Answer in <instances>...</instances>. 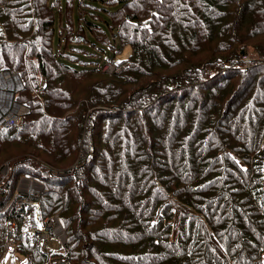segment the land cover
<instances>
[{
  "label": "trees",
  "instance_id": "trees-1",
  "mask_svg": "<svg viewBox=\"0 0 264 264\" xmlns=\"http://www.w3.org/2000/svg\"><path fill=\"white\" fill-rule=\"evenodd\" d=\"M2 69L0 258L29 176L69 264H264V0H0Z\"/></svg>",
  "mask_w": 264,
  "mask_h": 264
},
{
  "label": "built area",
  "instance_id": "built-area-1",
  "mask_svg": "<svg viewBox=\"0 0 264 264\" xmlns=\"http://www.w3.org/2000/svg\"><path fill=\"white\" fill-rule=\"evenodd\" d=\"M241 60L248 64L249 60L247 55H243ZM114 65L107 64L104 66L105 70L111 71L114 69ZM23 87L22 82L20 80L19 75L14 72L7 69L0 70V129H7L9 127H19L20 126V120L24 113L28 111L26 106L19 103L15 99V94L18 90H20ZM9 172V166L5 167L0 170V184L2 181L7 177ZM24 176L23 178H25ZM25 180L30 181L29 186H27V189L24 192V196L22 199H20V202L17 203V200L15 201L17 206L25 205L27 207L32 206L34 209V213L36 214V207L35 203L33 201V197H36L41 188L42 185L31 177H26ZM31 186V187H30ZM14 197V195H13ZM1 200V199H0ZM34 214V215H35ZM40 217V216H39ZM53 222H56L58 224V229L56 230L52 229ZM14 223L8 222L7 229L9 232L13 231ZM38 234L36 236H32V230L33 228H29L28 233L30 235V238L32 240V243L35 246V253H37L38 257L40 258V263L36 259L31 260L30 264H69V257L65 252V243H66V236L65 232L62 231V227L60 226L59 218L56 215L52 216H46V217H40V221L37 224L36 227ZM49 239H54L59 241L62 244V250L59 252H53L47 248L46 242ZM11 241H7L5 244V251H12L14 250V247ZM47 254V257L43 259V255Z\"/></svg>",
  "mask_w": 264,
  "mask_h": 264
},
{
  "label": "rangeland",
  "instance_id": "rangeland-1",
  "mask_svg": "<svg viewBox=\"0 0 264 264\" xmlns=\"http://www.w3.org/2000/svg\"><path fill=\"white\" fill-rule=\"evenodd\" d=\"M128 47L125 46L122 51L120 52H117L116 56H115V60L116 61H121L122 59H124L127 55H128ZM248 57V60L251 59V57L249 55H247ZM13 145V146H12ZM11 146H8L6 145V148L5 149H9V153L7 155H9L12 151L13 148L16 147L15 144H12ZM5 167H8V162H4L0 165V170L5 168ZM24 176H20L18 179H17V182H16V185H15V191H14V197H16V200H17V203L20 202V199H22L24 196V192L25 190L27 189V186H29V182L28 180H25L26 177H29V176H26L25 178H23ZM31 183V182H30ZM31 187V186H30ZM12 197V198H14ZM11 202V199L9 200L8 204ZM36 214L34 213L33 210H31V212H29L28 214V224L26 223L25 226H23L22 228V232L23 233H27L29 228H33L32 230V236H36L38 234V231L36 228L37 224L39 223L40 221V212L38 211V209H36ZM35 214V215H34ZM40 216V217H39ZM177 216H178V212L176 211L175 213V225H176V221H177ZM60 222V220H59ZM14 223V222H13ZM7 226H8V223L6 224V231L9 233V236H8V241H11V236L14 234V230H15V224L13 226V231L12 232H9L8 229H7ZM28 226V228L26 227ZM60 226L62 227L61 223H60ZM54 230H56L55 228H59L58 227V224L56 222H53V226H52ZM63 229V227H62ZM64 231V229L62 230ZM65 232V231H64ZM13 241V240H12ZM7 242V241H6ZM12 244L13 246L15 245L14 243H10ZM46 245H47V248L53 252H59L62 250V244L57 241V240H54V239H49L47 242H46ZM6 250V248H5ZM28 256L25 255L24 253H21L20 251L17 250L16 247H14V250L12 251H5L2 255V257L0 258V264H27V258Z\"/></svg>",
  "mask_w": 264,
  "mask_h": 264
},
{
  "label": "bare ground",
  "instance_id": "bare-ground-1",
  "mask_svg": "<svg viewBox=\"0 0 264 264\" xmlns=\"http://www.w3.org/2000/svg\"><path fill=\"white\" fill-rule=\"evenodd\" d=\"M25 225V224H24Z\"/></svg>",
  "mask_w": 264,
  "mask_h": 264
}]
</instances>
